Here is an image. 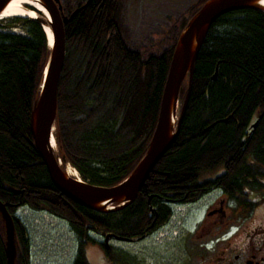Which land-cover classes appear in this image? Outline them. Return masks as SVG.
<instances>
[{
	"label": "trees",
	"instance_id": "obj_1",
	"mask_svg": "<svg viewBox=\"0 0 264 264\" xmlns=\"http://www.w3.org/2000/svg\"><path fill=\"white\" fill-rule=\"evenodd\" d=\"M205 1L196 0L168 21L161 38L150 44L133 38L127 0H91L64 25L55 138L59 154L82 181L114 186L141 159L156 126L177 38ZM85 2L60 0L62 15ZM10 19L22 26L23 35L0 26V202L13 219L15 264H29L30 255L28 231L14 216L19 206L63 220L77 242L71 264H89L85 248L100 246L90 233L135 240L166 221L170 205L196 202L212 190L229 199L263 192L264 13L239 9L212 24L194 63L174 142L135 201L106 214L76 205L49 180L29 130L47 38L36 20ZM186 88L187 82L180 89L181 102ZM4 250L0 219V264H6Z\"/></svg>",
	"mask_w": 264,
	"mask_h": 264
},
{
	"label": "water",
	"instance_id": "obj_2",
	"mask_svg": "<svg viewBox=\"0 0 264 264\" xmlns=\"http://www.w3.org/2000/svg\"><path fill=\"white\" fill-rule=\"evenodd\" d=\"M28 1L34 5L23 4L25 10L32 12L30 9H33L40 13L36 8L39 6L46 11L48 18L37 14L26 17L36 20L45 35L47 29L52 36V44L48 45L44 71L29 116L32 143L47 170L51 184L59 194L76 205L99 214L115 213L132 204L148 174L174 142L187 104L194 63L212 24L223 14L239 9L264 13V0H206L201 5L177 38L161 96L156 126L143 156L121 182L104 187L84 182L79 175L70 176L67 173V166L70 165L66 158L59 154L55 138L57 90L65 60L64 25L91 0H87L69 16L62 15L60 0ZM10 2L11 0H0V14ZM215 77L216 72L212 79ZM184 81L187 82V88L184 100L180 103V89ZM255 125L256 122L252 127ZM52 140L56 150L50 146ZM0 219L3 225L6 264H15L17 250L13 219L1 202ZM110 238L112 235L104 237V245Z\"/></svg>",
	"mask_w": 264,
	"mask_h": 264
},
{
	"label": "flooded vegetation",
	"instance_id": "obj_3",
	"mask_svg": "<svg viewBox=\"0 0 264 264\" xmlns=\"http://www.w3.org/2000/svg\"><path fill=\"white\" fill-rule=\"evenodd\" d=\"M150 199L148 196L147 202ZM199 201L180 209L177 218L168 224L169 215L154 230L162 229L157 233L152 231L124 242L110 239L106 245L100 243L108 264H159L151 257L135 256V250L162 242L165 251L160 255L180 251L181 264H264V190L245 199H229L216 193L201 216L187 225ZM119 244H125L131 253L123 247L121 250Z\"/></svg>",
	"mask_w": 264,
	"mask_h": 264
},
{
	"label": "rangeland",
	"instance_id": "obj_4",
	"mask_svg": "<svg viewBox=\"0 0 264 264\" xmlns=\"http://www.w3.org/2000/svg\"><path fill=\"white\" fill-rule=\"evenodd\" d=\"M195 2L196 0H127L126 23L133 32L135 41L139 43L145 40L146 44H150L153 40L161 38V30L166 27L165 24L168 21L180 17ZM16 14L17 12L10 11L7 17L0 18V26L3 31L23 35L22 26L11 23L10 18ZM33 14L35 15L34 12ZM183 84L185 85V81ZM76 175L78 176L77 173ZM214 195L215 193L208 194L194 206L193 214L187 220V225H191L193 220L201 216L203 208ZM17 215L22 221L24 220L23 223L28 231L32 264H71L73 262L77 252V242L65 222L43 213H24L22 209L17 211ZM89 236L95 241H102V237L95 234H89ZM118 246L121 250L123 247L124 251L128 250L131 253L125 244ZM168 248L166 246V249ZM135 251V256L151 257L159 264L182 263L180 251L172 252L170 255H160L165 251L163 242L142 251H137L136 248ZM85 256L89 264H108L100 246L88 245L85 248Z\"/></svg>",
	"mask_w": 264,
	"mask_h": 264
},
{
	"label": "bare ground",
	"instance_id": "obj_5",
	"mask_svg": "<svg viewBox=\"0 0 264 264\" xmlns=\"http://www.w3.org/2000/svg\"><path fill=\"white\" fill-rule=\"evenodd\" d=\"M23 4H32V5H34L33 3H31L28 0H11V2L7 6L6 10L2 14H0V18L7 17L10 11L17 12V14L14 15V16H26V15L35 16L36 15L35 12H34L35 13V15H34L33 12H28L27 10H25L23 8ZM36 8H37V10H39L40 14L45 19L48 18V14L46 13V11L44 9L40 8L39 6H36ZM46 37H47L48 45H51L52 44V36H51L50 31L47 30V29H46ZM50 146L54 150V146H56L55 143H54V140H52L50 142ZM67 173L70 176H77L75 170L73 168H71L70 166H67Z\"/></svg>",
	"mask_w": 264,
	"mask_h": 264
}]
</instances>
